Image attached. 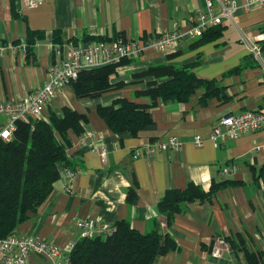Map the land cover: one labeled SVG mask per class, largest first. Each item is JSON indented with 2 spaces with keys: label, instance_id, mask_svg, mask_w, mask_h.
Segmentation results:
<instances>
[{
  "label": "crops",
  "instance_id": "obj_1",
  "mask_svg": "<svg viewBox=\"0 0 264 264\" xmlns=\"http://www.w3.org/2000/svg\"><path fill=\"white\" fill-rule=\"evenodd\" d=\"M237 2L242 4L244 0ZM258 8L264 7L255 4L234 14L240 18L246 37L250 38L248 25H255L258 32L264 26V17H259L258 10L253 11ZM201 9L203 0H44L36 7H27L23 0H0V44L4 45L0 53V102L25 98L49 80L51 65L58 58L57 44L87 36H122L143 42L174 30L185 32L189 17ZM226 22L222 24L225 29ZM27 29L43 32L45 37L35 40L30 55L10 49L9 45L21 39L25 43ZM225 29L220 38L196 47L191 44L198 37L185 36L166 52L144 51L119 69L118 76L126 79L150 65L184 64L198 58L196 73L226 86L230 96L227 100L211 98L202 105V91L197 90L187 102L160 103L152 109L155 127L135 136L112 133L97 115L95 105H109L118 95L145 103V98L133 95L139 83L112 89L97 98H77L71 85L62 86L47 104L46 112L48 108L58 112L68 106L87 115V128L80 136L70 132L72 146L67 155L72 168L61 166L60 178L51 194L15 233L51 242L68 254L70 246L81 238L76 219L90 217L113 226L126 220L141 233L159 225L176 241V249L158 257L155 264H249L246 251L262 252L264 264V179L256 181L252 171V167L257 172L264 165V150L254 149L256 144H264V129L247 131L216 147L210 139L220 116L245 110L264 111V69L242 36L229 31L225 36ZM54 32L63 42H52ZM239 65L243 66L240 71L226 74ZM7 122L8 116L0 113V128ZM170 135L178 136L182 142L177 151L154 149L149 158L135 156V152L142 153L149 144ZM197 135L203 141L200 146L194 144ZM84 142H92L95 149ZM101 146L106 149L105 160L98 152ZM224 166L231 171L221 173ZM66 169L77 171L73 179H67ZM227 179L241 184L218 189L208 202L183 205L167 228L157 209L167 188L183 189L194 183L208 190L212 183ZM131 187L137 195L134 204L126 201ZM215 242L227 247L220 258L210 255L209 248ZM59 260L32 253L25 264H52Z\"/></svg>",
  "mask_w": 264,
  "mask_h": 264
},
{
  "label": "trees",
  "instance_id": "obj_2",
  "mask_svg": "<svg viewBox=\"0 0 264 264\" xmlns=\"http://www.w3.org/2000/svg\"><path fill=\"white\" fill-rule=\"evenodd\" d=\"M224 29L223 25L206 29L191 47L220 38ZM260 31L264 32V26ZM25 34V55H30L35 40L45 35L29 29ZM106 39L110 37L87 36L83 41ZM52 42H63L58 32H54ZM259 46L264 51V40L259 41ZM130 61L122 60L117 64L83 70L70 84L77 98H97L124 85L140 84L133 95L145 98V103L118 95L109 105H95L97 115L114 134L126 132L129 136H135L139 131L153 129L154 107L160 103L187 102L197 90L202 91L199 95L202 105L211 98L227 100L230 97L226 93V86L220 85L214 78L196 73L194 67L200 63L198 58L184 64L162 62L150 65L131 73L129 78H120L119 69ZM242 68L239 65L226 74L237 73ZM87 123L85 113L68 106H63L58 112L48 108L46 119L28 117L16 120L12 138L0 137V238L14 234L17 227L43 204L51 194L55 181L60 178L61 166L72 168L67 155V149L72 146L69 135L70 132L82 135ZM252 171L256 181L264 179V165L257 172L252 167ZM238 184L241 182L227 179L212 183L208 190L194 183H189L183 189L167 188L157 203L158 213L165 218L168 228L175 214L182 211L183 205L208 202L218 189ZM136 196L135 189L131 187L127 191L126 201L134 204ZM227 240L233 247L232 239ZM160 242L163 244L160 245ZM176 247V241L159 225L150 232L141 233L128 221L120 220L111 234L79 238L69 251V259L71 264H155L158 257ZM262 256V252L246 251L249 264H261Z\"/></svg>",
  "mask_w": 264,
  "mask_h": 264
},
{
  "label": "built area",
  "instance_id": "obj_3",
  "mask_svg": "<svg viewBox=\"0 0 264 264\" xmlns=\"http://www.w3.org/2000/svg\"><path fill=\"white\" fill-rule=\"evenodd\" d=\"M44 0H23L27 7H36ZM204 9L199 10L189 17V27L185 32L174 30L159 36H150L143 42L136 38L116 36L106 40H77L70 43L57 44L55 54L57 59L51 65L50 78L40 88L31 90L25 98H19L8 102H0V113L8 116L6 126L0 128V137L11 139L15 129L16 120L47 118V104H49L56 92L64 85H70L78 74L83 70H89L105 65H113L122 60L137 59L144 51L156 50L166 52L175 44L180 42L185 36L197 38L211 27L222 25L224 21L233 22V16L238 10H248L257 4L264 6V0H244L242 4L237 0H203ZM246 42L249 52L262 65V51L259 41L264 40V32H259L253 38L242 36ZM10 49L25 53V43L21 39L18 44L8 46ZM4 45L0 44V53ZM264 129V111L245 110L237 114H225L218 118L213 125L210 139L214 146H218L226 139H237L247 131H258ZM85 141V140H83ZM200 136L194 137V144H202ZM89 147L95 146L92 142H84ZM182 142L176 135H170L162 140H157L149 144L143 152H135V156L144 155L151 157L154 149L159 151H177ZM256 151L264 150V144H256ZM99 155L105 160L106 149L98 148ZM231 171L229 166H224L221 173L226 174ZM76 170L66 169L65 175L68 180L73 179ZM75 225L80 230L81 237H93L98 235H108L115 231V226L105 222L97 221L94 218H78ZM72 248V245L69 248ZM223 249H227L222 242H215L210 255L213 258L222 257ZM38 253L51 259L60 258L52 264H71L69 253L63 254L62 250L51 242H46L35 237L24 234H12L6 238H0V264H25L30 254Z\"/></svg>",
  "mask_w": 264,
  "mask_h": 264
},
{
  "label": "rangeland",
  "instance_id": "obj_4",
  "mask_svg": "<svg viewBox=\"0 0 264 264\" xmlns=\"http://www.w3.org/2000/svg\"><path fill=\"white\" fill-rule=\"evenodd\" d=\"M264 7V6H263ZM259 11V17H264V8H258V9H254L253 11ZM252 12V11H251ZM235 16V15H234ZM233 16V22L231 21H227L225 24L227 25L226 29H225V36L227 34V31L231 32V33H235L237 35H241V36H245L246 34L244 33V28L241 27V25L239 24L240 22V18H237V16L234 17ZM245 19H247V16L244 17ZM264 22V20H262ZM246 30L249 31V36L252 39L253 36L255 35L256 32H258L259 30L255 27V25H248L246 27ZM254 32V33H253ZM259 33V32H258ZM253 35V36H252ZM249 38V37H246ZM73 246V245H72Z\"/></svg>",
  "mask_w": 264,
  "mask_h": 264
},
{
  "label": "water",
  "instance_id": "obj_5",
  "mask_svg": "<svg viewBox=\"0 0 264 264\" xmlns=\"http://www.w3.org/2000/svg\"><path fill=\"white\" fill-rule=\"evenodd\" d=\"M163 244V242H160V245H162ZM212 246H210V248H209V250H211L212 248H211Z\"/></svg>",
  "mask_w": 264,
  "mask_h": 264
}]
</instances>
